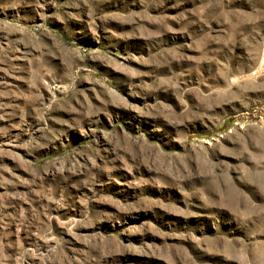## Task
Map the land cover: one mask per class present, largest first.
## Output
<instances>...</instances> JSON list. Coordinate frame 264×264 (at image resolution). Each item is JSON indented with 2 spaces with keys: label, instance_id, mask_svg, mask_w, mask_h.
I'll return each instance as SVG.
<instances>
[{
  "label": "rangeland",
  "instance_id": "1",
  "mask_svg": "<svg viewBox=\"0 0 264 264\" xmlns=\"http://www.w3.org/2000/svg\"><path fill=\"white\" fill-rule=\"evenodd\" d=\"M0 264H264V0H0Z\"/></svg>",
  "mask_w": 264,
  "mask_h": 264
}]
</instances>
